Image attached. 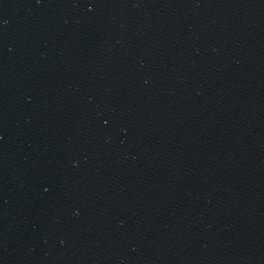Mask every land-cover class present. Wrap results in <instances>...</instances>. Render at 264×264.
Returning <instances> with one entry per match:
<instances>
[{
    "label": "water",
    "instance_id": "water-1",
    "mask_svg": "<svg viewBox=\"0 0 264 264\" xmlns=\"http://www.w3.org/2000/svg\"><path fill=\"white\" fill-rule=\"evenodd\" d=\"M0 264H264V0H0Z\"/></svg>",
    "mask_w": 264,
    "mask_h": 264
}]
</instances>
